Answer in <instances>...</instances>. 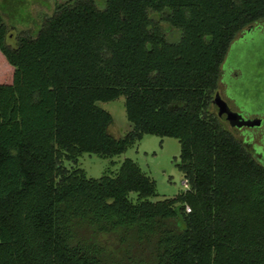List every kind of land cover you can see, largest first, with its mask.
<instances>
[{
  "label": "trees",
  "instance_id": "obj_1",
  "mask_svg": "<svg viewBox=\"0 0 264 264\" xmlns=\"http://www.w3.org/2000/svg\"><path fill=\"white\" fill-rule=\"evenodd\" d=\"M261 19L264 0H65L11 45L0 13V264H264V166L210 108L229 45ZM120 96L132 128L115 138L97 102ZM144 135L179 141L174 198L152 202L129 158L99 178L76 166ZM116 232L151 251L107 252L96 237Z\"/></svg>",
  "mask_w": 264,
  "mask_h": 264
},
{
  "label": "rangeland",
  "instance_id": "obj_2",
  "mask_svg": "<svg viewBox=\"0 0 264 264\" xmlns=\"http://www.w3.org/2000/svg\"><path fill=\"white\" fill-rule=\"evenodd\" d=\"M63 1L65 0H0V13L7 26V43L14 45L16 38L22 33L35 35L44 18L53 13L56 3ZM95 1L101 7L102 0ZM154 18L159 20L168 39H177L174 27L161 21L159 15H154ZM248 28L252 30L247 31ZM244 30L229 45L220 67L217 90L222 94L224 86L221 82L225 83L224 95L229 107L246 119L251 112L264 115V19ZM235 71L237 76L234 75ZM11 78L12 67L0 52V83H10ZM124 101V97L120 96L115 100L97 102L99 107L112 116L107 131L115 138L123 137L132 128L126 118ZM210 108L216 113L212 105ZM227 129L234 134L228 125ZM243 134L246 135L244 132ZM234 135L238 138L237 132ZM247 148L250 149L248 146ZM249 151L253 158L264 165V155L252 154L251 150ZM179 154L180 144L176 138L144 135L119 155L100 157L94 153H82L77 159L76 166L85 172L87 178H99L104 174L116 172L121 162L129 158L154 181L155 195L150 200L156 202L174 198L186 190L183 174L177 167L180 161ZM64 165L67 168L74 166L67 161ZM130 198L135 200L136 194L131 193ZM120 232L100 234L96 239L107 252L117 255L128 247L138 256L139 254L145 256L151 251V245L147 243L140 245L136 242H130L129 245L121 243Z\"/></svg>",
  "mask_w": 264,
  "mask_h": 264
},
{
  "label": "flooded vegetation",
  "instance_id": "obj_3",
  "mask_svg": "<svg viewBox=\"0 0 264 264\" xmlns=\"http://www.w3.org/2000/svg\"><path fill=\"white\" fill-rule=\"evenodd\" d=\"M234 75L237 76V72L236 71H235ZM222 79H223V77H222ZM221 84H222V86H224L222 94H221V92H219L216 89V91L214 92L213 97H215V95L218 94L219 95V99H220L219 102L222 103V101H224V102H226L227 106L229 107V104L226 101V96L224 95V94H226L225 93L226 92V85L223 82H221ZM212 100H213V98H212ZM212 106L214 107L213 104H212ZM229 108L231 109V107H229ZM231 110L235 111L233 109H231ZM246 119H252V120L259 119L260 120V124L259 125H255V126H241V127H237V126H234L233 124H231L229 121H222V122H224V124H226L225 125L226 127H227V125L229 127H231V129L233 130L234 134L237 132L239 140L246 147L247 146L250 147V149H248V150H251L252 154H257V155L260 154V155L263 156L264 155V115L256 113V112H251ZM243 132L246 133V135L243 134Z\"/></svg>",
  "mask_w": 264,
  "mask_h": 264
},
{
  "label": "water",
  "instance_id": "obj_4",
  "mask_svg": "<svg viewBox=\"0 0 264 264\" xmlns=\"http://www.w3.org/2000/svg\"><path fill=\"white\" fill-rule=\"evenodd\" d=\"M250 29L248 28L247 31ZM219 95L216 94L215 97L212 100V104L215 107V110L217 111V117L221 121H229L231 124L237 127L241 126H255L260 124L259 119H245L243 118L238 112L232 111L226 104V102L222 101L219 102Z\"/></svg>",
  "mask_w": 264,
  "mask_h": 264
},
{
  "label": "built area",
  "instance_id": "obj_5",
  "mask_svg": "<svg viewBox=\"0 0 264 264\" xmlns=\"http://www.w3.org/2000/svg\"><path fill=\"white\" fill-rule=\"evenodd\" d=\"M185 183V182H184ZM186 186V184H184ZM186 211L189 212L190 211V208L188 206H186Z\"/></svg>",
  "mask_w": 264,
  "mask_h": 264
}]
</instances>
